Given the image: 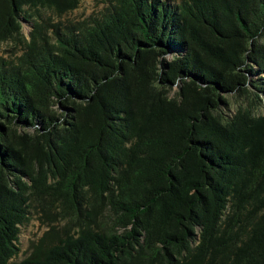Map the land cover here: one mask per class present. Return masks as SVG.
I'll return each mask as SVG.
<instances>
[{
	"label": "trees",
	"instance_id": "16d2710c",
	"mask_svg": "<svg viewBox=\"0 0 264 264\" xmlns=\"http://www.w3.org/2000/svg\"><path fill=\"white\" fill-rule=\"evenodd\" d=\"M79 3L0 0V40ZM30 37L0 62V264H264V114L221 110L262 101L264 0H110ZM33 213L66 224L11 263Z\"/></svg>",
	"mask_w": 264,
	"mask_h": 264
},
{
	"label": "rangeland",
	"instance_id": "374dc122",
	"mask_svg": "<svg viewBox=\"0 0 264 264\" xmlns=\"http://www.w3.org/2000/svg\"><path fill=\"white\" fill-rule=\"evenodd\" d=\"M109 5L110 0H80L79 6L76 9L66 13L62 17L57 16L53 11L47 8H40L39 11L32 10V18H29V20L22 19V31L20 36L0 40V62L3 60L10 62L16 61L24 53L26 44L31 38V32L34 30L35 20H39L46 26L60 22H63V24L72 21L77 22L88 18L92 14H98L104 11ZM253 79L256 78L254 77ZM258 81L264 87V80ZM252 90L260 94L262 101H260V98L256 95L252 98V93H234L228 95L230 100L229 106L221 109L224 115L232 117L240 107H251L257 114H264V92L261 93L258 89L253 88ZM178 91L179 87H174L171 91V96H176ZM65 224V220H60L58 217L56 218L54 214L47 217L43 215V213H33L30 220L21 226L19 235V246L21 250L19 254L11 260V263L19 262L26 258L31 253L33 243L38 242L52 226L61 230Z\"/></svg>",
	"mask_w": 264,
	"mask_h": 264
}]
</instances>
